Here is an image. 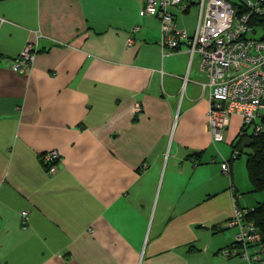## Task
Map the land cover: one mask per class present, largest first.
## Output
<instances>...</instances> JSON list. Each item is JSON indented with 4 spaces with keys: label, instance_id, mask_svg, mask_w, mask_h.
Returning a JSON list of instances; mask_svg holds the SVG:
<instances>
[{
    "label": "crops",
    "instance_id": "0c3cea01",
    "mask_svg": "<svg viewBox=\"0 0 264 264\" xmlns=\"http://www.w3.org/2000/svg\"><path fill=\"white\" fill-rule=\"evenodd\" d=\"M197 1L169 9L189 35ZM159 42L141 0H0V264H248L220 254L248 208L220 169L241 120L213 143L200 56Z\"/></svg>",
    "mask_w": 264,
    "mask_h": 264
},
{
    "label": "built area",
    "instance_id": "2783aa9c",
    "mask_svg": "<svg viewBox=\"0 0 264 264\" xmlns=\"http://www.w3.org/2000/svg\"><path fill=\"white\" fill-rule=\"evenodd\" d=\"M143 13L156 17L160 22V47L162 51H181L190 57L200 56V67L205 74L203 87L208 89L206 125L212 142H223L224 131L230 118L237 116L242 127L252 128L254 133L262 130L260 116L264 114V38L253 35L249 25L252 15L264 14V0H243L246 12L237 14L231 0H198V19L195 30L189 35L176 26L170 8L184 12L189 6L187 0H141ZM135 28L134 30H136ZM132 44L131 36L126 46ZM37 53V46L28 43L21 53L11 61V70L16 73H31ZM139 111V107H135ZM239 152L231 153L236 158ZM48 165L47 174L57 171L60 153L57 150L43 155ZM221 173L230 174V162L223 159ZM246 209L236 208L230 228H236L230 248L223 249L224 257L239 256L248 264H264V248L258 244V229L246 221ZM22 223L28 220L27 212L21 213ZM251 249H253L251 251Z\"/></svg>",
    "mask_w": 264,
    "mask_h": 264
},
{
    "label": "trees",
    "instance_id": "16d2710c",
    "mask_svg": "<svg viewBox=\"0 0 264 264\" xmlns=\"http://www.w3.org/2000/svg\"><path fill=\"white\" fill-rule=\"evenodd\" d=\"M243 0L234 3L237 8V14L246 12ZM189 7V6H188ZM249 25L253 28V35L264 38V14L252 15ZM262 130L258 133L249 132V127H240L235 139L230 143L231 153L236 149L239 155L236 158L230 156L229 162L237 160L245 155V166L249 181L252 186V192L264 193V114L260 116ZM248 210L245 215L246 221L253 223L258 229L257 241L264 248V199L254 208H242ZM264 256V252H263Z\"/></svg>",
    "mask_w": 264,
    "mask_h": 264
},
{
    "label": "rangeland",
    "instance_id": "374dc122",
    "mask_svg": "<svg viewBox=\"0 0 264 264\" xmlns=\"http://www.w3.org/2000/svg\"><path fill=\"white\" fill-rule=\"evenodd\" d=\"M233 3H239L240 0H231ZM261 33H258L256 37H260ZM235 124V123H234ZM241 127L239 123L237 122L235 125H232L230 130L231 134L233 133V136L231 137L232 141L235 139L236 134H238V131ZM252 131V128L249 129V132ZM235 132V133H234ZM225 141L224 143L219 144V147L221 148L222 152L226 156V160L230 158L231 156V147L230 142L232 141ZM234 176H235V182L238 184V191L239 194H242V200L240 201L242 206H247L248 208H254L259 203H261L264 199V193H254L252 192V186L248 178L246 166H245V155H243L241 158L234 160ZM253 249H251L252 251Z\"/></svg>",
    "mask_w": 264,
    "mask_h": 264
}]
</instances>
